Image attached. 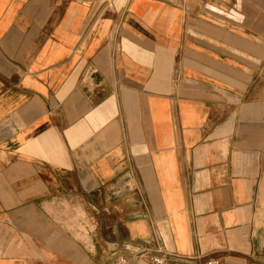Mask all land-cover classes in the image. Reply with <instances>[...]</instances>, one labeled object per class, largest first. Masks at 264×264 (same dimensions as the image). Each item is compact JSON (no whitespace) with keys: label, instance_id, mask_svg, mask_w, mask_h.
<instances>
[{"label":"crops","instance_id":"crops-1","mask_svg":"<svg viewBox=\"0 0 264 264\" xmlns=\"http://www.w3.org/2000/svg\"><path fill=\"white\" fill-rule=\"evenodd\" d=\"M142 250L264 253V0H0V264Z\"/></svg>","mask_w":264,"mask_h":264},{"label":"built area","instance_id":"built-area-1","mask_svg":"<svg viewBox=\"0 0 264 264\" xmlns=\"http://www.w3.org/2000/svg\"><path fill=\"white\" fill-rule=\"evenodd\" d=\"M141 254H144L147 259L153 264H165L167 259L153 254L151 251L142 250L140 251ZM195 260H197V264H220V260L217 258L209 257L208 259H202V257L198 256L197 254L194 256ZM127 263V259L123 255H117V257L110 262L109 264H125Z\"/></svg>","mask_w":264,"mask_h":264},{"label":"rangeland","instance_id":"rangeland-1","mask_svg":"<svg viewBox=\"0 0 264 264\" xmlns=\"http://www.w3.org/2000/svg\"><path fill=\"white\" fill-rule=\"evenodd\" d=\"M82 215H86L85 211H81ZM250 264H264V253L260 255V257L253 258Z\"/></svg>","mask_w":264,"mask_h":264}]
</instances>
